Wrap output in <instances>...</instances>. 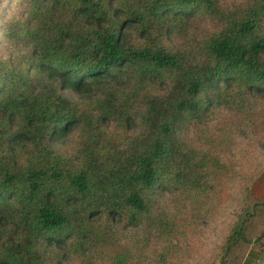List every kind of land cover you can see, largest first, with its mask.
<instances>
[{
  "label": "trees",
  "instance_id": "1",
  "mask_svg": "<svg viewBox=\"0 0 264 264\" xmlns=\"http://www.w3.org/2000/svg\"><path fill=\"white\" fill-rule=\"evenodd\" d=\"M263 173L264 0H0V264H232Z\"/></svg>",
  "mask_w": 264,
  "mask_h": 264
},
{
  "label": "rangeland",
  "instance_id": "2",
  "mask_svg": "<svg viewBox=\"0 0 264 264\" xmlns=\"http://www.w3.org/2000/svg\"><path fill=\"white\" fill-rule=\"evenodd\" d=\"M261 176L262 175H260L256 179L255 184L252 187V194H251V199L249 202L250 207L258 203L256 202V198L253 197V189L255 185L257 184V182L259 181ZM258 204H264V203H258ZM213 239H214V236H211L208 238V243L210 244L206 245L205 251L202 254H200L199 262L203 264H207L211 260L210 253H211V250H213L214 248ZM230 259L231 260L234 259V261H231L233 262L232 264H264V243L259 244V245L258 244L256 245V243H254L251 247L248 246L247 249L245 250L234 249L233 253L231 254Z\"/></svg>",
  "mask_w": 264,
  "mask_h": 264
},
{
  "label": "crops",
  "instance_id": "3",
  "mask_svg": "<svg viewBox=\"0 0 264 264\" xmlns=\"http://www.w3.org/2000/svg\"><path fill=\"white\" fill-rule=\"evenodd\" d=\"M253 197L256 198V202L264 203V173L253 189Z\"/></svg>",
  "mask_w": 264,
  "mask_h": 264
}]
</instances>
